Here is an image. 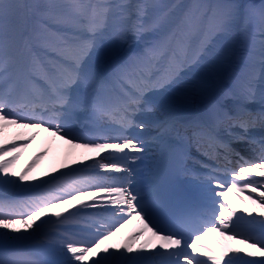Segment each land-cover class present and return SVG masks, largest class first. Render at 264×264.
<instances>
[{
  "label": "snow or ice",
  "instance_id": "snow-or-ice-1",
  "mask_svg": "<svg viewBox=\"0 0 264 264\" xmlns=\"http://www.w3.org/2000/svg\"><path fill=\"white\" fill-rule=\"evenodd\" d=\"M18 17L22 23L10 37V24ZM53 26L58 27L53 30ZM146 32H152L154 38L145 41L142 51L112 54L116 41L129 35L143 40ZM194 34L200 36L199 44L188 57ZM237 35L243 38L248 75L241 80L235 73L229 74L204 105L201 116L187 124H181L174 111L161 107L165 119L155 124L158 139L175 134L181 141L195 138L199 143L207 135L216 142L212 130L218 124L229 122L245 132L256 123L264 125V3L244 8L231 2L168 5L143 0L134 5L129 0H0V246L5 249L0 264H233L243 257L252 258L244 264H264V235H248L239 240L246 247L219 252L201 243L212 231L228 239L244 235L230 227L234 216L237 221L244 216L224 203L233 190L250 193L249 199L261 211L245 208L243 212L252 217L249 223L264 225V140L251 141L260 145V162L242 160L246 166L225 172L228 181H222L215 169L196 177L200 181L197 196L210 207L218 204L215 221L219 223L207 227L195 213L180 214L166 222L154 218L153 208L144 203L136 186L133 167L143 161L145 143L127 134L148 128L136 117L156 110L149 98L151 92L179 82L192 63L225 65ZM10 38L22 41L23 48L16 55L10 54ZM33 42L49 56L33 52L29 46ZM257 61L262 69L259 84ZM229 98L237 110L225 104ZM256 100L261 111H248L245 105ZM75 111L95 125L88 135L69 130L67 117ZM48 112L54 116L47 117ZM108 118L118 126L115 135L103 126ZM13 127L27 131L7 139ZM41 132L94 152L98 159L85 157L37 177L32 174L33 165L48 153L45 148L18 170L19 157ZM219 145L226 153L230 150L223 142ZM186 156V152L182 154V158ZM19 189L40 191L10 198V193ZM152 205L159 207L160 201L154 198ZM70 208L74 211L69 212ZM89 209H102L118 218L114 224L99 227L97 220L86 233L58 232L29 243L52 216L62 224L78 223L77 218H85ZM133 219L143 224L138 233L123 245L107 243ZM197 231L202 235H196ZM145 232L150 236L137 244Z\"/></svg>",
  "mask_w": 264,
  "mask_h": 264
},
{
  "label": "rangeland",
  "instance_id": "rangeland-1",
  "mask_svg": "<svg viewBox=\"0 0 264 264\" xmlns=\"http://www.w3.org/2000/svg\"><path fill=\"white\" fill-rule=\"evenodd\" d=\"M198 1L199 0H193L190 4L199 3ZM206 1H208V3H209L210 0H206ZM214 1H215V3H218V0H214ZM18 2H20V3H37V2H40V0H18ZM129 2L135 5L137 3L143 2V0H129ZM154 2H158L160 4H168V5H173V4L186 5L187 0H154ZM234 2L236 3V5H242V6H244V8H247L250 5L258 6V5H260V2L264 3V0H234ZM132 22H135V19H133ZM20 23H22V20L18 17L17 18V26L14 23L10 24V37H11V33L20 25ZM12 27H13V29H11ZM56 27H58V26H53V30H56ZM148 36H151L152 39L154 38V34L152 32L144 33L143 34V37H144L143 40L133 39L130 35L131 40L128 42V46L136 47L139 45H144L145 41H149ZM238 36H239V39H238L239 43H238V46H237V49L235 52V58L237 59V64H236L237 70H236V72L241 74V75H243V73H244V76L246 77L248 75L249 69L243 60L244 43H243L242 36L241 37H240V35H238ZM192 38H193L194 44L198 46L200 36L194 34L192 36ZM256 39L257 40L259 39L258 35H257ZM126 43H127L126 39L116 41V46L112 49V54L119 51L120 48H122V46L125 45ZM236 43H237V40L233 39L232 40L233 47H234V44H236ZM34 44H35L36 48H34L32 50L33 52L37 53L38 55H40L42 57L49 56V53L47 51H45L43 48H41L39 44H36V43H34ZM190 46H191V44H190ZM197 46L195 48H197ZM22 48H23L22 41H20L18 38L17 39H11L10 38V40H9L10 54L16 55V54H18L19 50H21ZM130 49L132 50L135 48H130ZM136 49H139V48H136ZM192 49H194V48H192ZM192 51L195 52V50H191V48H188V52H187L188 57H191L193 55ZM24 55L27 56L28 53L25 51ZM226 64L223 66H212L207 62L190 64L186 68V70L184 71L183 78L179 82L162 89L164 91L172 92L173 95L169 96V98H165L162 96L158 97L157 102L153 103V105L156 106L155 113L159 116V118L162 116L165 117V113L160 110L161 107L167 108V109L172 110L176 113V111L180 108V106L198 104L200 102L201 98L205 94L204 93L206 91L205 89L209 88L208 87L210 85L209 83L217 80L218 74H220L221 69H223L226 66ZM261 73H262V69L260 67L259 62L257 61L256 65H255V75H256L257 84H259V81L261 78ZM173 85H174V88H173ZM176 86L178 87V89H176ZM215 88H216V86H215ZM251 103H254L255 105H261L259 103V100H256V101L251 102ZM151 120L152 119H150L149 117H148V119L146 118V121H151ZM152 123H154V124L151 125V123H150L149 125L153 129L152 134L154 136L156 133V129L153 126H155L156 123L155 122H152ZM14 130H15L14 127L9 129L7 135H9V137H12L13 136L12 131H14ZM148 140H151V142H152L153 138L148 139ZM31 143L29 145H31ZM50 147H51V145H47L45 148H48L50 151ZM45 148H43L39 152H36L34 154V156H36L37 153L42 152ZM49 151L46 155L42 156L41 158L48 156L50 154ZM28 164H29V162H27L26 166ZM43 235H44V237H45V235H47L46 230L43 232ZM44 237L40 236L39 239L37 241H35L34 243L44 239ZM4 251H5V249L3 248V246H0V254H2Z\"/></svg>",
  "mask_w": 264,
  "mask_h": 264
},
{
  "label": "bare ground",
  "instance_id": "bare-ground-1",
  "mask_svg": "<svg viewBox=\"0 0 264 264\" xmlns=\"http://www.w3.org/2000/svg\"><path fill=\"white\" fill-rule=\"evenodd\" d=\"M161 95H163V97H165V98H168V96H169V94H167L166 92H163V91L161 92ZM155 98H156V96L153 95V97L150 100L155 99ZM187 115L188 114L186 112H182L181 114H179L178 116L180 117V121L185 119L187 117ZM139 116L141 119H144L147 117H149V118L153 117V118H155V120L158 119V115L155 114L154 112H143V113L139 114ZM108 124L110 126L115 127L116 129L118 128V126L115 124H110V123H108ZM260 125H262V124H260ZM257 129H259V128H257V127L252 128V130H257ZM25 131H27V130L15 128V130L12 131V133L14 136L16 133H21V132H25ZM151 132H152V130L150 128H147V129L141 131L140 133L139 132L138 133L143 135V136H148L151 134ZM112 135H114V134H112ZM13 136L9 137V135H6V138L12 139ZM162 139H158V140H162ZM47 145H51L50 151H49L50 154L48 156H45V157L39 159L33 165L32 174L37 176V177H42L45 173H52L53 169H61V167L63 165H66V164L72 165L74 161H77V162L84 161L85 157H96V153H94V152L87 151L83 148H74L70 144H66L63 141H60V140L55 139V138H51L48 136L47 133L41 132V134L36 138V140L33 141L31 143V145H29L25 149L23 154L19 157L18 170L26 167L27 162L30 163L32 161V159L35 157L34 154L36 152L41 151ZM158 145H159V143L156 145L151 144V146L145 145L146 151H145V157H144L143 161L145 160L148 164L152 162V158L155 155L153 152H154V150H156L159 147ZM101 155H102V153H101ZM145 169H147V167ZM116 175H119V174H116ZM34 190H37V189H34ZM32 191L33 190L19 189L15 193H17L16 197H26V196L30 195ZM12 197H14V194L10 193V198H12ZM253 205L255 206L256 204H253L252 200H247V201L243 202V206L248 207V208H250ZM256 206H258V205H256ZM92 210H95V209L86 210L85 218L81 219V221H83L84 223H86V222L94 223L95 221H97L95 218L98 216L96 213L97 209L94 212ZM53 211H61V209H55ZM68 211L72 212L74 210L70 208ZM66 215H67V213H64L62 216H66ZM89 216H91V217H89ZM51 220H52V224H51L52 226L51 227L46 226L45 229L41 230L40 231L41 233H38L36 240H38L40 236L44 237L43 231H45V230L47 231V235H50V236L57 235L58 232H62V230H64L65 228L70 233V232H72V230H69L68 228H72V226L75 225L74 223H76V222L70 221L67 224H62L58 221V219L55 216H52ZM101 221H102V219L99 220V224L97 225L98 227L100 225H108L109 224V223L101 224ZM115 222L116 221L112 222L111 224H114ZM142 227H143V224L141 223V221L133 219L131 221V223L126 224L120 230V232L115 237H113V239L111 241H108L107 243L116 244V245H123L128 240V238L130 236H133L134 234L138 233ZM149 236H150V233L145 232L143 234V236H141V237H139V239H137L136 243L137 244L141 243L144 239H146ZM36 240H33V242ZM230 243L231 242L229 240H223V239L215 241V244L218 247H222V248L225 247L226 245H229ZM89 264H90V262H89Z\"/></svg>",
  "mask_w": 264,
  "mask_h": 264
}]
</instances>
